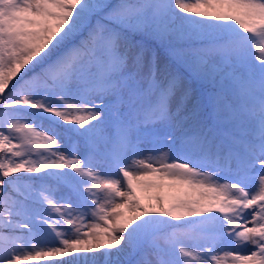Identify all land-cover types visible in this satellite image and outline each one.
<instances>
[{
  "label": "snow or ice",
  "instance_id": "obj_1",
  "mask_svg": "<svg viewBox=\"0 0 264 264\" xmlns=\"http://www.w3.org/2000/svg\"><path fill=\"white\" fill-rule=\"evenodd\" d=\"M0 264H264V0H0Z\"/></svg>",
  "mask_w": 264,
  "mask_h": 264
}]
</instances>
